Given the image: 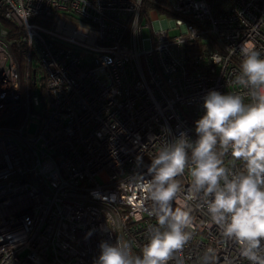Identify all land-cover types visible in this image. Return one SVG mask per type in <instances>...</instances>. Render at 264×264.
<instances>
[{
	"label": "built area",
	"instance_id": "1",
	"mask_svg": "<svg viewBox=\"0 0 264 264\" xmlns=\"http://www.w3.org/2000/svg\"><path fill=\"white\" fill-rule=\"evenodd\" d=\"M150 1L170 14H141L142 0H0L18 27L8 40L0 26V264H95L118 239L139 255L157 223L139 185L151 157L181 132L197 138L210 90L250 102L240 46L264 56V0ZM197 42L214 49L189 56ZM13 44L32 55L35 87ZM179 179L190 187L187 170ZM189 203L190 239L168 264H249Z\"/></svg>",
	"mask_w": 264,
	"mask_h": 264
},
{
	"label": "clouds",
	"instance_id": "2",
	"mask_svg": "<svg viewBox=\"0 0 264 264\" xmlns=\"http://www.w3.org/2000/svg\"><path fill=\"white\" fill-rule=\"evenodd\" d=\"M243 57L236 83L248 89L250 102L240 94L210 90L204 114L195 121L197 138L185 132L165 142L151 157L139 185L151 201L156 225L139 255L119 239L102 241L95 264H168L190 239V201L199 200L226 241L239 246L249 264H264V56L254 44L242 43ZM243 162V171L225 164ZM191 178L186 190L180 177ZM173 203L176 207L173 210Z\"/></svg>",
	"mask_w": 264,
	"mask_h": 264
},
{
	"label": "trees",
	"instance_id": "3",
	"mask_svg": "<svg viewBox=\"0 0 264 264\" xmlns=\"http://www.w3.org/2000/svg\"><path fill=\"white\" fill-rule=\"evenodd\" d=\"M161 3H163V6L159 7L154 3H151L150 0H142L141 14L145 13L144 15H146L149 10H151L154 6H156L159 9L158 10V13L160 12L159 14L169 15L170 12L168 7L166 6V4H164V1H161ZM0 26L7 28V30L9 31L7 35L8 40L12 39L15 36V33L17 32L18 29V27L11 20H8L3 16L2 7H0ZM188 47L189 49L187 51L189 56L200 51H209L211 49H214L213 45L202 44L199 42H197V44L188 45ZM11 51L19 65L21 73L23 74V67H24V75L25 73H27V78H23L22 76L20 78L22 82L21 83L22 87L24 86L25 82L27 83V86L35 87L38 80L37 78L38 70H35V72L33 70L34 68L32 64V55L27 49H24L20 46H16L15 44L11 46Z\"/></svg>",
	"mask_w": 264,
	"mask_h": 264
},
{
	"label": "rangeland",
	"instance_id": "4",
	"mask_svg": "<svg viewBox=\"0 0 264 264\" xmlns=\"http://www.w3.org/2000/svg\"><path fill=\"white\" fill-rule=\"evenodd\" d=\"M164 16L165 15L160 14V18L161 19H163ZM141 23H142V25H144V22H141ZM169 34L170 35H173V36H176V35H179L180 34V31L178 29H174V30L169 31ZM149 35H150V29L144 28L143 29V36H144V38H147ZM23 76H24V67H23ZM34 128H35L34 125H32L30 127V131H34Z\"/></svg>",
	"mask_w": 264,
	"mask_h": 264
},
{
	"label": "bare ground",
	"instance_id": "5",
	"mask_svg": "<svg viewBox=\"0 0 264 264\" xmlns=\"http://www.w3.org/2000/svg\"><path fill=\"white\" fill-rule=\"evenodd\" d=\"M160 13V12H159Z\"/></svg>",
	"mask_w": 264,
	"mask_h": 264
}]
</instances>
